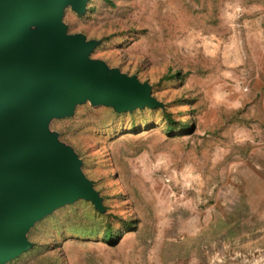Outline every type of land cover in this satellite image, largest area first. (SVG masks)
Masks as SVG:
<instances>
[{"label": "rangeland", "instance_id": "1", "mask_svg": "<svg viewBox=\"0 0 264 264\" xmlns=\"http://www.w3.org/2000/svg\"><path fill=\"white\" fill-rule=\"evenodd\" d=\"M63 24L161 106L88 101L49 121L103 211L58 207L6 264H264V0H88ZM170 73L180 77L162 81ZM164 109L193 128L168 135Z\"/></svg>", "mask_w": 264, "mask_h": 264}, {"label": "water", "instance_id": "2", "mask_svg": "<svg viewBox=\"0 0 264 264\" xmlns=\"http://www.w3.org/2000/svg\"><path fill=\"white\" fill-rule=\"evenodd\" d=\"M88 0H0V264L29 248L27 230L77 199L102 200L81 162L48 132L53 118L77 105L110 104L120 111L161 103L148 82L92 60L97 41L68 35L67 6Z\"/></svg>", "mask_w": 264, "mask_h": 264}, {"label": "trees", "instance_id": "3", "mask_svg": "<svg viewBox=\"0 0 264 264\" xmlns=\"http://www.w3.org/2000/svg\"><path fill=\"white\" fill-rule=\"evenodd\" d=\"M179 77H180L179 73H170L162 77V81H169V80H173ZM162 112H163V120L166 125V132L168 135L173 136V135H177L178 133H185V132L190 131L193 128V121L191 118H187L185 120H182V119L176 120L174 118V115L170 113L167 109H164ZM123 223L125 224L127 228L136 227V221L132 219L126 220ZM104 239L106 242L110 244L115 242V239H117V235L114 233L113 227L111 223L109 222L106 225L105 230H104Z\"/></svg>", "mask_w": 264, "mask_h": 264}]
</instances>
